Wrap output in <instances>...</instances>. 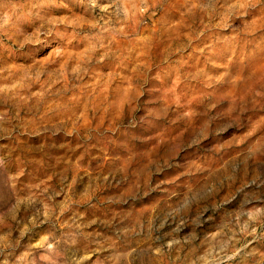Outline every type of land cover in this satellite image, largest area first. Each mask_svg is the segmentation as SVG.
<instances>
[{
  "label": "rangeland",
  "instance_id": "1",
  "mask_svg": "<svg viewBox=\"0 0 264 264\" xmlns=\"http://www.w3.org/2000/svg\"><path fill=\"white\" fill-rule=\"evenodd\" d=\"M0 264H264V0H0Z\"/></svg>",
  "mask_w": 264,
  "mask_h": 264
}]
</instances>
